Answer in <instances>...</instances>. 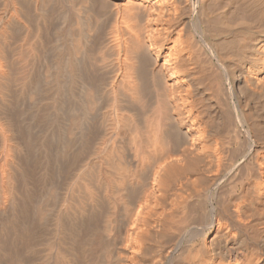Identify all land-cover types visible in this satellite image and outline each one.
Here are the masks:
<instances>
[{
    "label": "bare ground",
    "instance_id": "bare-ground-1",
    "mask_svg": "<svg viewBox=\"0 0 264 264\" xmlns=\"http://www.w3.org/2000/svg\"><path fill=\"white\" fill-rule=\"evenodd\" d=\"M263 107L264 0H0V264H264Z\"/></svg>",
    "mask_w": 264,
    "mask_h": 264
},
{
    "label": "rangeland",
    "instance_id": "rangeland-1",
    "mask_svg": "<svg viewBox=\"0 0 264 264\" xmlns=\"http://www.w3.org/2000/svg\"><path fill=\"white\" fill-rule=\"evenodd\" d=\"M263 109H264V107H263ZM261 111H263V110H261ZM261 114L264 116V113L261 112Z\"/></svg>",
    "mask_w": 264,
    "mask_h": 264
}]
</instances>
